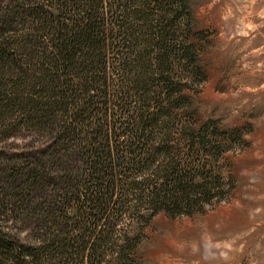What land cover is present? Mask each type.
Masks as SVG:
<instances>
[{"label":"trees","instance_id":"trees-1","mask_svg":"<svg viewBox=\"0 0 264 264\" xmlns=\"http://www.w3.org/2000/svg\"><path fill=\"white\" fill-rule=\"evenodd\" d=\"M190 30L187 0H15L0 9V63L24 73L10 86L1 69L0 117L38 120L75 154L61 180L52 237L25 243L0 230V257L132 264L125 245L134 240L123 235L119 245L111 236L123 219L188 215L222 194L221 135L172 115L171 99L182 91L173 64L195 62ZM37 179L36 172L21 192ZM115 246L122 247L108 250Z\"/></svg>","mask_w":264,"mask_h":264},{"label":"rangeland","instance_id":"rangeland-1","mask_svg":"<svg viewBox=\"0 0 264 264\" xmlns=\"http://www.w3.org/2000/svg\"><path fill=\"white\" fill-rule=\"evenodd\" d=\"M13 1L0 0V9ZM187 1L191 30L185 39L196 57L173 64L182 91L171 99L172 115L221 135L222 194L188 215L160 212L142 222L130 215L111 236L119 245L123 235L134 240L125 245L132 264H264V0ZM2 67L0 77L3 69L10 86L14 78L21 81L23 72ZM20 116L0 117V230L40 243L60 221L61 180L75 167V154L59 148L38 120ZM36 172L37 185L22 193ZM127 200L133 201L132 192ZM0 264L12 263L0 257Z\"/></svg>","mask_w":264,"mask_h":264}]
</instances>
